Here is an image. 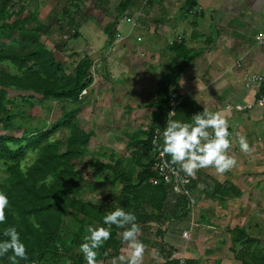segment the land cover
Masks as SVG:
<instances>
[{
  "label": "trees",
  "instance_id": "16d2710c",
  "mask_svg": "<svg viewBox=\"0 0 264 264\" xmlns=\"http://www.w3.org/2000/svg\"><path fill=\"white\" fill-rule=\"evenodd\" d=\"M131 1H122L116 8V17L104 28V34L111 38L108 44H111L116 34L121 17L126 16L129 11ZM67 2L79 9L82 0ZM12 6V0H0V164L5 170L4 178H0V191L6 193L10 201V207L5 213L6 223L0 225V240L6 239L3 236L6 227H17L28 252V260L18 261V264H57L63 258H69L72 264H84L82 253L78 249L87 235L88 228L85 225L96 223L98 226H105L103 216L117 207L133 212L140 228L149 224L161 225L163 222L164 208L172 194L169 186L159 182L155 172V161L150 156L152 142L155 131L159 130L158 151L167 119L180 120L183 114L185 117L181 118L182 121H187L199 113L200 110L189 97L181 101L173 116H170L169 108L172 90L178 87L182 74L197 54L188 51L184 41L173 42L170 52L177 57L178 62L156 84L153 94L159 101L150 106L154 111L145 139H135L129 144L131 152L127 163L124 157L115 160L112 155L109 163L100 165L99 161H95L91 168L93 173H103L107 179H111L112 185H120L119 193L114 196V205L107 207L88 203L79 198L84 182L76 166L87 153V144L94 134L84 130L77 121L78 109L63 111L61 119L48 130L28 131L13 126V113L7 109V94L10 89L30 94L29 97H22V101L29 106H32L29 100L33 97L43 102L76 103L81 93L92 84L94 61L92 57L84 56L76 64L72 76L68 75L63 65L41 41L38 32L48 29L40 23L38 9H28L26 13V8L20 6L17 11L10 12ZM64 15L74 26L76 22L69 15L68 7L64 9ZM11 18L15 19L9 23ZM31 23L35 27L26 28ZM3 66L10 67L12 72ZM259 95L264 96V85L261 86ZM61 129L68 132L65 143L50 141L52 135ZM62 147L64 150L60 151ZM28 151L37 152V157L24 169L22 163ZM132 164L137 167V172L133 171ZM190 181L189 189L192 190L193 197L198 185H202V191L211 201L221 202L227 198L240 197L239 190L229 182L220 184L212 180L210 186L197 178ZM187 203L186 199L176 197L171 220L189 217ZM66 216L72 217L79 225L77 233L65 234ZM200 219L207 220L206 217ZM111 231L112 237L98 250L97 260L109 259L121 251L122 242L117 233L123 229L112 226ZM157 233L160 234V231ZM231 236L233 249L236 250L238 245L242 246L235 254L237 261L241 264H264V248H253L254 242L243 230L232 233ZM73 249L78 252L74 253L71 251ZM163 252L168 255L166 264H179L178 259L171 260L175 253L173 250ZM185 261L186 264H195L194 261ZM0 264L10 262L3 258L0 259Z\"/></svg>",
  "mask_w": 264,
  "mask_h": 264
},
{
  "label": "rangeland",
  "instance_id": "374dc122",
  "mask_svg": "<svg viewBox=\"0 0 264 264\" xmlns=\"http://www.w3.org/2000/svg\"><path fill=\"white\" fill-rule=\"evenodd\" d=\"M12 1L14 6L10 7V12L17 11L20 6L26 8V13L28 9H38V19L48 29V31L38 32L41 35V41L46 44L55 59L63 65L68 75L72 76L76 64L84 56L92 57L94 61L92 84L81 93L76 103L43 102L33 97L32 100H29L32 106H29L22 101V97H29L30 94L17 92L13 89L8 90L7 109L13 113V126L28 131L48 130L61 119L63 111L77 108V121L84 130L94 134L87 144V153L76 166V170L81 174L84 182L79 198L88 203L110 207L112 204L114 205V196L119 193L120 185H112L111 179H107L103 173H93L91 168L98 160L100 165L107 164L110 162L112 154H114L115 160L124 157L125 163H127L130 160L131 152L129 144L135 139H145V133L151 125L154 111L150 106L159 101L153 94L156 84L170 73L178 62L175 55L168 50L173 43L162 44L160 36L150 34L145 28L143 29L142 25L133 26L123 20L124 17H121L119 32L116 30L111 44H108L111 38L104 34V28L116 17V8L124 0H82L79 9L73 8L74 4H68L67 0ZM138 1V6H140L141 1ZM133 2L132 0L129 5V11L134 10L133 12H135L136 5ZM167 4L170 8L171 4ZM66 7L69 9V15L75 19L74 26L68 22L64 15ZM183 12L181 11L179 14L181 19L175 24L176 28L170 32V41H179L176 40L178 36L183 38V35L186 34L184 42L188 44L190 35L195 30L193 24L199 22L200 19L188 15L185 20ZM14 19L11 18L9 23ZM34 27L33 23L26 26L28 29ZM200 31L208 34V28ZM194 34L198 35L196 31ZM156 43L157 50L154 52L156 56L154 61L150 60L148 55L150 52H145V50L154 47ZM186 45L185 48L188 51L191 50ZM197 46L199 47V43ZM192 51L197 55L200 53L197 50ZM168 60L169 62H167ZM3 67L12 72L10 67ZM239 87L244 89L242 84ZM173 93L182 98L179 86L172 90L171 95ZM245 93V91L241 92L242 95ZM236 95H238L236 97L238 101L235 103L241 101L239 93H235ZM229 108L234 109V107ZM183 116L185 117L183 114L180 116V120ZM252 130L254 133H250L249 138L254 139L256 147L258 143L261 144L257 140L262 138V132L256 127H253ZM67 138L68 132L61 129L52 135L50 141L65 143ZM63 150L62 147L60 151ZM27 153L22 163L24 169L30 166L37 157V152L28 151ZM262 153L252 150L250 154H244L240 152L239 148L235 151L232 149L230 154L235 155L238 162L235 168L223 175L217 174L211 167L201 169L200 171L204 174L200 172V175H205L221 184L231 181L239 190L240 197L227 198L219 202L206 199V194H204V198L203 196L198 198L199 202L195 198L193 199L195 205L187 219L172 221L175 201L171 198L165 205L164 220H170L167 233L174 236L173 242H170L169 246L170 238L169 235L165 236L164 225L142 227L138 239L145 245L143 264H166L168 255L163 252L164 250L176 249L181 253L184 247L192 248V246L199 254L196 255L197 258L201 257V260H198L200 263L214 264L218 261V264H241L236 260L235 254L242 249V246L238 245L235 250L231 243V234L238 233L239 230H243L254 242L253 248L258 246L263 249L264 152ZM124 167L126 166L124 165ZM131 167L134 172L138 171L133 164ZM4 176L5 170L0 164V178L3 179ZM209 185L211 186L210 183ZM202 209L210 211L215 218L211 219L209 223H202L199 218ZM64 221L66 235L77 233L79 225L72 217L66 216ZM194 224L196 226H193ZM85 226L88 228L90 225L86 224ZM91 226L99 227L96 223ZM157 231H160V234ZM184 231L189 232V239L183 238L185 241L182 239ZM71 251L78 252L76 249ZM129 253L127 245L122 244L121 251L117 256L98 260V264H113L114 258ZM48 264H56V262ZM57 264L72 263L69 258H63ZM117 264H119L118 261Z\"/></svg>",
  "mask_w": 264,
  "mask_h": 264
},
{
  "label": "crops",
  "instance_id": "0c3cea01",
  "mask_svg": "<svg viewBox=\"0 0 264 264\" xmlns=\"http://www.w3.org/2000/svg\"><path fill=\"white\" fill-rule=\"evenodd\" d=\"M133 1L136 5V11H128L126 16L137 18L138 25H142L143 29L145 28L150 34L160 36L162 44L168 43L170 45L174 42L170 41V32L176 28L175 24L181 19L179 16L181 11H184L183 15L185 17L183 18L185 20L190 11L195 14L193 17L200 19L198 20L199 22L193 24L195 27L194 32L196 31L199 36L193 32L190 35L188 44L184 42L191 51L197 50L200 53H198L189 68L181 76L178 86L181 88L182 96L191 98L200 110L199 112H202L204 108L210 111H223L229 109V107H237V105L240 107L250 106V109L242 112L231 109L226 113L230 122L231 138L233 141V146L230 150L233 149L235 151L239 148V145L235 143L237 142L236 134L239 133L247 137L252 150L263 154L264 107L255 104L254 90H249L245 87L244 89L242 87V90L239 85H244L247 76L252 74L264 78V44L259 46L256 40L264 32V0H152L148 9H141V5L139 4L140 6H138L139 1ZM167 3L171 4L170 8ZM206 28H208V34H206L207 32L202 33L200 31ZM119 29L120 24L116 27L117 32H119ZM185 35H183V38L178 36L176 40L185 41ZM198 43L200 50L197 46ZM170 48H168L169 52ZM155 50H157V43L154 44V47L145 50V52H150L148 53L150 60L155 59ZM175 58L177 61L176 56ZM239 62L240 67L237 66ZM241 90L246 93L242 95ZM235 93H239V97L241 96L240 102L235 103V101H238L236 98L238 95L235 96ZM253 127L258 128L262 132V138H258L257 140L261 144L258 143L256 147L254 139L249 138V134L254 133ZM112 157L115 158V156ZM200 172L204 174L202 171H199L196 178L202 182L211 184L210 180L212 179H209L205 175H200ZM229 183L232 182L229 181ZM199 188H202L201 185H198L197 190L194 191L196 201L199 197H205L204 192ZM171 198L175 201V209V196L171 195L167 202ZM205 198L208 199L207 197ZM200 212L202 214L199 216L207 218V220L202 221L204 224L209 223L211 219L215 218L210 211L202 209ZM169 221L163 220L161 226L164 225L168 229L170 226ZM149 225L155 226L156 224ZM193 226L196 225L194 224ZM167 229L165 230V236L169 235L170 246V242H173L174 236L168 234ZM183 241L185 240L183 239ZM173 251L177 257L194 261L195 264H203L198 261L201 260V257L197 258L196 255L199 254H197L194 246L192 248L184 247L181 253L176 249ZM210 258L212 260L213 257L211 256ZM156 259L158 260V258ZM214 264H218V261Z\"/></svg>",
  "mask_w": 264,
  "mask_h": 264
},
{
  "label": "clouds",
  "instance_id": "9594fccd",
  "mask_svg": "<svg viewBox=\"0 0 264 264\" xmlns=\"http://www.w3.org/2000/svg\"><path fill=\"white\" fill-rule=\"evenodd\" d=\"M260 104L264 107V101ZM237 109L239 110V105ZM230 110L229 108L223 111H210L204 108L187 121L167 119L161 133V143L158 145L163 166L176 177L183 173L185 177L192 179L197 177L201 169L211 167L217 174L223 175L235 168L238 162L235 155L230 154L233 141L230 122L226 116ZM236 135L240 152L250 154L252 148L247 137L239 133ZM175 191L180 189L176 188ZM9 207L7 194L0 191V225L6 223L5 213ZM136 221L137 217L133 212H126L124 208L117 207L103 216L105 226L90 225L87 229L88 234L84 236L78 249L86 264H98V250L111 239L112 226L123 229L117 235L122 244H126L130 250L128 255L114 258L113 264H117V261L119 264H143L145 245L138 239L141 228ZM184 235L187 237L188 234ZM3 236L6 239L0 240V259L7 258L10 264L27 261V248L17 227L9 225L3 230Z\"/></svg>",
  "mask_w": 264,
  "mask_h": 264
},
{
  "label": "built area",
  "instance_id": "2783aa9c",
  "mask_svg": "<svg viewBox=\"0 0 264 264\" xmlns=\"http://www.w3.org/2000/svg\"><path fill=\"white\" fill-rule=\"evenodd\" d=\"M151 1L152 0H141V9H148ZM188 15L193 16L195 14H193V12L190 11L188 13ZM123 20H125L127 23H129L133 26L138 25L137 18H131L128 16H124ZM256 40H257V44L259 46H262L264 44V32L261 35H259L256 38ZM239 64H240V62L237 64L238 67H240ZM262 85H264V78L259 76V75H256V74H252V75L247 76V79L244 83V87L246 89L255 91V94L253 95L254 96V102H255V104L260 105V106H261L260 102L264 101L263 96H260V95L258 96L259 90H260ZM184 97L185 96H182V98H180L179 95H176L175 93H173L170 96V99H169L170 112L175 111V109L178 107V105L181 103V101L184 99ZM247 109H250V106H246V107H240L239 106V110L237 109V107H234V110H237L238 112H242V111H245ZM170 116H173V114L170 113ZM158 136H159V130H156L155 134H154L153 142H152L153 150L150 153V156L155 161L154 169H155V172H156L157 177L159 179V182H162L164 185L169 186L171 194L173 196H175L177 198L186 199L188 201L187 208H188L189 214H191V211L195 205V201L193 200L194 197L192 194V190L189 189V187L191 185L190 179H192V178L185 177L183 173H181L179 177H176L172 174L171 171H169L167 168H165L163 166L161 159L159 157V153L157 151V138H158ZM154 141L156 143H154ZM185 180H188L189 182L185 183L184 182ZM193 180H196V178ZM176 188H179L180 191H175ZM166 229H167V227H165L164 230H166ZM184 233L188 234L187 237H185ZM184 233H182V238L189 239V233L188 232H184ZM174 258L178 259L179 264H186L185 258H183V257L177 258V256L174 255V257H172L171 260H173Z\"/></svg>",
  "mask_w": 264,
  "mask_h": 264
}]
</instances>
